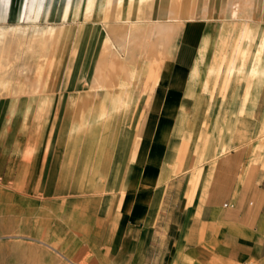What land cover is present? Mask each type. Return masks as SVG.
I'll return each mask as SVG.
<instances>
[{
	"label": "crops",
	"instance_id": "0c3cea01",
	"mask_svg": "<svg viewBox=\"0 0 264 264\" xmlns=\"http://www.w3.org/2000/svg\"><path fill=\"white\" fill-rule=\"evenodd\" d=\"M147 20L117 35L123 58L109 52L101 81L94 67L109 56L76 78L99 85L84 125L68 93L59 125L52 90L21 107V125L1 128L0 183L29 199L27 237L70 262L264 264V77L227 80L233 47L210 46L202 19L183 20L165 45L170 29ZM135 63L137 79L108 98L102 83ZM117 98L126 109H111Z\"/></svg>",
	"mask_w": 264,
	"mask_h": 264
},
{
	"label": "rangeland",
	"instance_id": "374dc122",
	"mask_svg": "<svg viewBox=\"0 0 264 264\" xmlns=\"http://www.w3.org/2000/svg\"><path fill=\"white\" fill-rule=\"evenodd\" d=\"M147 1L151 0H0V131L3 126L17 127L22 124L21 107L33 105V101L28 100H33L38 91L44 95L52 90L60 94L59 125L67 114L66 102L61 95L68 93L69 116H74L76 126L84 125L83 105L89 97L93 99L99 85L93 80H90V86L83 85L76 78L84 69L90 73L94 63L100 57H108L110 51H116L120 59L123 58L118 44L114 43L113 50L111 43L119 33L150 25L151 22L137 5V2ZM171 1L160 0L166 4ZM192 1L180 0L176 16L152 19L170 29L158 45H165L183 20L202 19L212 35L210 46L233 47L230 64L234 63V69L227 70V80L233 75L245 74L258 84L264 77V0L260 8H254L248 21L241 17L233 20L219 17L210 7L199 12L197 6L204 1ZM237 1L234 0L235 8L240 6ZM107 39L109 47L104 43ZM259 50L261 60L256 63ZM144 52L137 56V61ZM140 61L145 62L144 59ZM23 66L30 69L26 80L23 78L26 72ZM139 68L136 63L128 66L126 76L110 73L102 83L108 98L116 92L124 95V90L137 79L136 70ZM210 70L211 67L208 73ZM87 104L91 109L97 105L93 100H87ZM111 104L114 110L127 108V102L118 98ZM104 114L105 111L101 116ZM45 116L50 120V115H44V119ZM96 118L92 122L98 126L106 121V118ZM219 157L216 155L212 160ZM245 169L246 166L240 167V171ZM3 185L0 183V264H85L83 261L70 262L51 247L28 238L26 227L31 215L26 211L25 202L29 199L13 196L12 192L4 190Z\"/></svg>",
	"mask_w": 264,
	"mask_h": 264
},
{
	"label": "bare ground",
	"instance_id": "6f19581e",
	"mask_svg": "<svg viewBox=\"0 0 264 264\" xmlns=\"http://www.w3.org/2000/svg\"><path fill=\"white\" fill-rule=\"evenodd\" d=\"M195 1L196 0H194L192 2H195ZM197 1L198 2L204 1L203 2L204 4L197 6L198 7L197 9L199 12H204L206 9H208V7H210V8L215 9V13L219 17L229 18L232 20L236 17H241L245 20L251 19L253 16L254 8L255 7L260 8L261 4H262V0H253L254 2H251L252 0L251 1L250 0H238L237 2L239 3L240 6L238 8H235L236 6L234 7V0H197ZM178 2H180V0L179 1L173 0V1L168 2L166 4L164 2H160V0H151V1H147V2H137V5H138V10L143 12V14L146 18H148V19H159V18H162L164 16H171V17L176 16V9L178 6ZM2 6H3V4L1 5V7ZM256 11H258V10H256ZM43 43H46V42H43ZM206 44H207V40L205 39L203 44H202L201 55H202V52H203ZM38 46H39V43H38ZM112 60H113V55H110L107 62L98 61L95 64L94 69H95L97 81H101L104 78L105 68H108V69L114 68V63ZM23 68H26L25 74L26 73L29 74L30 69L27 68L26 66H23ZM21 74H23V72H21ZM23 76H24L23 78L25 79L26 78L25 75H23Z\"/></svg>",
	"mask_w": 264,
	"mask_h": 264
}]
</instances>
